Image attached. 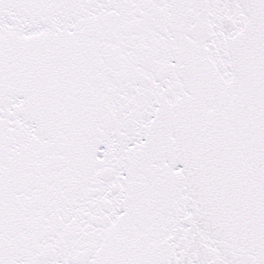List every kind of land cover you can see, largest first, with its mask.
I'll return each instance as SVG.
<instances>
[{
  "label": "snow or ice",
  "instance_id": "1",
  "mask_svg": "<svg viewBox=\"0 0 264 264\" xmlns=\"http://www.w3.org/2000/svg\"><path fill=\"white\" fill-rule=\"evenodd\" d=\"M0 264H264V0H0Z\"/></svg>",
  "mask_w": 264,
  "mask_h": 264
}]
</instances>
